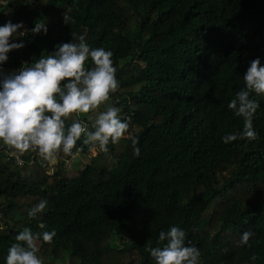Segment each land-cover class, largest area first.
Segmentation results:
<instances>
[{"label":"trees","instance_id":"trees-1","mask_svg":"<svg viewBox=\"0 0 264 264\" xmlns=\"http://www.w3.org/2000/svg\"><path fill=\"white\" fill-rule=\"evenodd\" d=\"M39 19L47 33L17 37L24 47L0 67L18 70L82 34L113 53L109 99L129 129L79 171L64 169L75 148L51 174L34 152L17 164L0 150V264L23 227L54 230L38 242L43 264H154L146 248L171 225L199 264H264V98L254 97V141L220 139L242 128L227 104L248 63L264 64V0H0V24ZM40 199L46 208L30 219ZM243 231L253 233L246 246Z\"/></svg>","mask_w":264,"mask_h":264},{"label":"clouds","instance_id":"clouds-1","mask_svg":"<svg viewBox=\"0 0 264 264\" xmlns=\"http://www.w3.org/2000/svg\"><path fill=\"white\" fill-rule=\"evenodd\" d=\"M68 19L64 16L65 22ZM28 32L46 34V21L39 19L30 29L22 21L0 24V65L7 61L10 50L24 47V41L17 42V37ZM112 57L110 49L90 47L84 35L73 33L69 42L59 43L54 51L18 70L6 73L0 67V148L15 157L17 164L23 163L20 157L26 151L44 162H52L60 154L70 156L74 148L80 150L78 141L90 151L108 154V145L127 137L129 129L120 107L108 103L118 88ZM256 96L264 98V64L259 57L248 63L242 85L227 104L234 116L242 118V128L222 135V143L257 138L252 124L259 107ZM88 113L93 115L85 122L81 116ZM137 143V137L132 136V151L138 156ZM46 205L47 201L40 199L27 210V216L37 217ZM54 235V230L33 232L23 227L7 248L4 264H43L37 255L38 242H50ZM252 235L243 231L238 244L248 245ZM156 243L146 248L154 264H199L200 250L187 240L182 227L171 225L160 230Z\"/></svg>","mask_w":264,"mask_h":264},{"label":"rangeland","instance_id":"rangeland-1","mask_svg":"<svg viewBox=\"0 0 264 264\" xmlns=\"http://www.w3.org/2000/svg\"><path fill=\"white\" fill-rule=\"evenodd\" d=\"M19 30H17V31H19ZM108 103H111L110 99H109ZM89 115H93V114L92 113L83 114L81 116V119L86 122ZM96 153H97L96 151H91L90 154L87 155L81 151H77L71 156L70 159H68L65 162L64 169H66L67 171H79V170L83 169L87 164H89L91 156L95 155ZM55 164H56V159L52 162H46L45 163V171L48 174L49 173L51 174L53 168L55 167ZM54 264H57V262Z\"/></svg>","mask_w":264,"mask_h":264},{"label":"built area","instance_id":"built-area-1","mask_svg":"<svg viewBox=\"0 0 264 264\" xmlns=\"http://www.w3.org/2000/svg\"><path fill=\"white\" fill-rule=\"evenodd\" d=\"M0 150H2V148H0Z\"/></svg>","mask_w":264,"mask_h":264}]
</instances>
